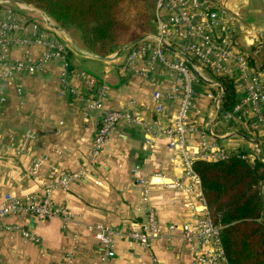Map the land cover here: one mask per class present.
Instances as JSON below:
<instances>
[{"label":"crops","instance_id":"obj_1","mask_svg":"<svg viewBox=\"0 0 264 264\" xmlns=\"http://www.w3.org/2000/svg\"><path fill=\"white\" fill-rule=\"evenodd\" d=\"M226 4L236 16L237 32L256 25L260 31L257 38L264 44L261 2L226 0ZM26 13L27 37L43 35L63 44L70 70L83 71L98 85L107 86L101 102L103 110L129 112L143 125L120 122L104 149L93 156L92 139L101 111L85 113L83 99L67 93L68 88H73L84 97L86 89L71 74L63 75L60 61L49 60L33 74H16L11 80L1 81L0 198L6 193L40 198L45 185L59 178L68 184L66 189L55 190V200L71 215V221L63 225L60 218L43 223L21 216L1 218L0 264H68L65 256L72 251L70 264H101L104 249L84 228L95 224L115 234L113 254L107 264H150L147 253L128 237L130 232L142 229L149 211L154 213L163 234V239L152 245L151 253L157 264H189L188 245L182 241L181 233L190 212L184 206L182 188L172 187L175 182L185 185L186 173L177 151L168 148L158 131L167 125L177 104L165 102L159 115L151 97L155 90L164 91L172 84V76L167 71L163 77L151 73L143 81L129 73L122 75L120 51L99 58L83 48L79 36L75 40L54 25L55 29L47 27L42 17L28 8ZM240 40L257 69L260 66L257 52H264V47H259L251 37L240 35ZM176 48L179 49L177 44L169 51L171 56ZM42 53L40 47L26 50L11 46L6 57L9 61L27 60L35 64ZM148 57L145 53L137 66H142ZM227 67L233 70L234 62ZM261 79L264 84L263 75ZM213 87L211 82L201 80L193 84L196 97L189 118L193 129L187 136L188 152L197 158L209 153L201 148L204 135L207 145L214 143L227 156L243 154L264 164V135L255 125L252 112L246 108L239 115L224 119L215 106ZM236 94L235 103L242 97V93ZM144 126L152 127L151 131L146 132ZM82 169L84 177L69 178ZM139 179H154L146 197ZM260 195L264 221V181ZM19 230L32 233L39 242L24 241Z\"/></svg>","mask_w":264,"mask_h":264},{"label":"built area","instance_id":"obj_2","mask_svg":"<svg viewBox=\"0 0 264 264\" xmlns=\"http://www.w3.org/2000/svg\"><path fill=\"white\" fill-rule=\"evenodd\" d=\"M247 1V0H239ZM264 7V0H259ZM13 4L17 11L27 12L26 5L14 0H0V82L11 80L16 74H33L41 69L49 60L61 62L63 75L71 74V77L86 89L84 97L73 88H68L67 93L76 99H83V110H100L101 117L97 131L92 139L91 152L94 155L104 149L112 130L120 122L128 124H141L136 117L129 112L116 110H103L102 98L108 88L104 84L98 85L93 78L83 71L70 70L69 63L64 55L65 46L54 40L44 38L43 35L29 38L27 32V18L18 13H13L8 7ZM226 0H155L154 4V28L153 31L133 45H124L120 50L123 61L119 72L127 73L141 80H147L151 73H157L163 77L167 71L172 76V84L164 91L155 90L151 95L155 103V112L159 115L164 111L165 102H176L177 108L173 115L167 119V125L158 129L164 136L167 146L177 151L183 165L185 185L175 182L174 189H181L185 194V207L190 214L182 227V241L188 245L189 264H227L219 239V228L209 219L202 196L200 181L192 170V164L197 159L218 161L228 156L222 149L213 144L207 145L202 136V151L208 150L201 158L191 155L187 150V136L193 129L190 124V115L196 93L193 84L202 79L200 72L209 70L214 76H228L233 79L236 92L242 93V97L234 104L233 108L223 113L224 119H230L249 109L255 119V125L262 130L264 135V84L261 75L254 72L248 65L249 55L244 51L240 35L251 37L257 41L259 47H264L257 38L258 26H249L237 32L234 14L225 7ZM33 13L42 17V21L53 27L48 17L41 11L33 8ZM33 30L36 26L32 25ZM264 37V34H262ZM181 40L184 43H181ZM178 45L175 53L170 55L171 49ZM11 46L28 50L31 47L43 48L41 59L31 64L27 60L9 61L6 53ZM145 53L148 59L142 66L137 62ZM27 54V51L25 55ZM88 54V53H87ZM86 54V55H87ZM192 61L196 68L190 65ZM234 62L231 70L227 65ZM198 70V71H197ZM203 76V75H202ZM207 81V80H206ZM206 81H203L207 83ZM214 87L219 89L215 106L218 108L219 96L223 94L221 85L217 81L210 80ZM93 89L95 91L93 92ZM145 131H151L152 127L144 126ZM143 128V129H144ZM211 135L210 132L207 133ZM36 167V164L35 166ZM85 176V169L69 176L71 180H77ZM143 187L144 197L149 188L153 186L154 179L149 181L137 180ZM67 181L59 178L49 182L43 189L42 196H13L6 193L0 198V219L10 216L30 218L36 223H43L52 218H60L63 225L71 221V215L55 200V190L66 189ZM171 187V188H172ZM144 225L140 231H132L128 237L137 243L148 255L150 264H157L152 255V245L163 239L158 221L153 212H147ZM85 230L104 249L100 258L101 264H107L112 256L111 248L114 232L100 224L86 225ZM22 239L26 242H39V238L26 230H19ZM68 264L73 258V251L65 256Z\"/></svg>","mask_w":264,"mask_h":264},{"label":"trees","instance_id":"obj_3","mask_svg":"<svg viewBox=\"0 0 264 264\" xmlns=\"http://www.w3.org/2000/svg\"><path fill=\"white\" fill-rule=\"evenodd\" d=\"M43 12L58 28L78 31L83 48L105 58L124 45L136 47L152 30L153 0H14ZM12 6L11 4L9 5ZM264 71V52L258 51ZM249 67L255 69L250 57ZM204 74L223 90L219 115L236 100L234 81L228 76ZM215 97L219 89L213 87ZM192 170L198 177L210 221L219 228L227 264H264V221L260 186L264 164L243 154L218 161L197 159Z\"/></svg>","mask_w":264,"mask_h":264},{"label":"rangeland","instance_id":"obj_4","mask_svg":"<svg viewBox=\"0 0 264 264\" xmlns=\"http://www.w3.org/2000/svg\"><path fill=\"white\" fill-rule=\"evenodd\" d=\"M154 4H155V0H153V9H152V20H154ZM12 6L10 7H8L13 13H18L19 11H17V9L15 8V6L13 5V4H11ZM263 6V5H262ZM225 7L226 8H228V10H229V6L227 5V4H225ZM263 9H264V7H263ZM231 11V10H230ZM18 14H20V15H23L24 17L26 16V12H19ZM34 16V15H33ZM235 16V15H234ZM35 18H38L39 19V17L38 16H35ZM235 18H236V16H235ZM53 25V24H52ZM152 30L150 31V32H148L147 34H149V33H151L152 31H153V28H154V22L152 21ZM255 27H256V25H254ZM47 27H49V28H53V27H51V26H47ZM48 29V28H47ZM54 29V28H53ZM59 29H61L60 31H61V33H66V34H68V36L69 37H72L73 39H77V37L79 36V33H78V31H76V30H74V29H72V31L74 32V34H73V32L71 31V29L70 28H59ZM147 34H145L144 36H146ZM143 36V37H144ZM64 46V45H63ZM64 55H65V57H66V46H65V51H64ZM194 68H196V65L194 64V66H193ZM261 67V66H260ZM251 68V67H250ZM254 72H256L257 74H259L260 75V73L257 71V69L256 70H254L253 68H251ZM198 71V70H197ZM202 75H200L201 76V78L202 79H200L202 82L203 81H206L207 83H209L210 82V79L204 74V72L203 71H201L200 72ZM204 160V159H203ZM206 161H209V160H206Z\"/></svg>","mask_w":264,"mask_h":264},{"label":"water","instance_id":"obj_5","mask_svg":"<svg viewBox=\"0 0 264 264\" xmlns=\"http://www.w3.org/2000/svg\"><path fill=\"white\" fill-rule=\"evenodd\" d=\"M26 7H27L30 11H33V8H31V7L27 6V5H26ZM53 28L55 29V27H53ZM189 63H190V65L194 66V63H193L192 61L189 60ZM256 67H257V71H258L261 75L264 76V71L262 70V68H261L259 65H257ZM221 96H222V94L219 96V98H221Z\"/></svg>","mask_w":264,"mask_h":264}]
</instances>
